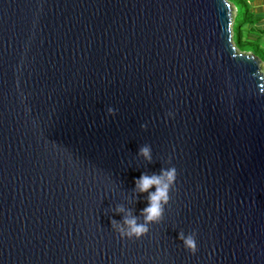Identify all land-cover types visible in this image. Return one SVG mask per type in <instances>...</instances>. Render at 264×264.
<instances>
[{
    "label": "water",
    "instance_id": "1",
    "mask_svg": "<svg viewBox=\"0 0 264 264\" xmlns=\"http://www.w3.org/2000/svg\"><path fill=\"white\" fill-rule=\"evenodd\" d=\"M233 11L0 0V264H264V65ZM168 167L162 218L120 239L134 180Z\"/></svg>",
    "mask_w": 264,
    "mask_h": 264
},
{
    "label": "clouds",
    "instance_id": "2",
    "mask_svg": "<svg viewBox=\"0 0 264 264\" xmlns=\"http://www.w3.org/2000/svg\"><path fill=\"white\" fill-rule=\"evenodd\" d=\"M111 111V109H109ZM139 154L146 160H151V149L145 145L139 149ZM176 178V170L174 167L161 168L159 173L151 175L142 173L134 180L135 190L139 193L147 192V205L141 210L143 222H138L137 217L132 216L130 210L122 217V221L118 222L110 220V224L114 233L120 239H139L148 232L150 223L157 222L162 218L164 206L169 200V189L173 185ZM154 188L153 191H149ZM117 212H125L122 206H117ZM177 239L191 253L197 250L196 239L194 233L178 232Z\"/></svg>",
    "mask_w": 264,
    "mask_h": 264
},
{
    "label": "trees",
    "instance_id": "3",
    "mask_svg": "<svg viewBox=\"0 0 264 264\" xmlns=\"http://www.w3.org/2000/svg\"><path fill=\"white\" fill-rule=\"evenodd\" d=\"M226 1L232 5L229 0ZM245 1L249 2V0ZM260 24L261 18L252 15L249 8L241 16L236 15L235 12L231 33L232 43L238 52L258 58L264 65V28H260ZM244 27L246 29H243Z\"/></svg>",
    "mask_w": 264,
    "mask_h": 264
},
{
    "label": "crops",
    "instance_id": "4",
    "mask_svg": "<svg viewBox=\"0 0 264 264\" xmlns=\"http://www.w3.org/2000/svg\"><path fill=\"white\" fill-rule=\"evenodd\" d=\"M249 12L261 18L260 28H264V0H249Z\"/></svg>",
    "mask_w": 264,
    "mask_h": 264
},
{
    "label": "rangeland",
    "instance_id": "5",
    "mask_svg": "<svg viewBox=\"0 0 264 264\" xmlns=\"http://www.w3.org/2000/svg\"><path fill=\"white\" fill-rule=\"evenodd\" d=\"M229 1L235 7L236 15H240L241 16L249 8V2H246L245 0H229ZM233 13L235 15V11H233ZM243 29H246V27H244Z\"/></svg>",
    "mask_w": 264,
    "mask_h": 264
}]
</instances>
